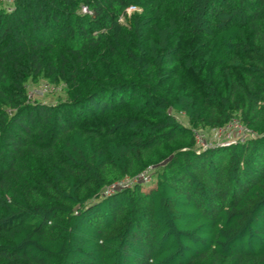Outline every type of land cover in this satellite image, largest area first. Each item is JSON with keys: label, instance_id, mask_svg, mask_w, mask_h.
<instances>
[{"label": "trees", "instance_id": "16d2710c", "mask_svg": "<svg viewBox=\"0 0 264 264\" xmlns=\"http://www.w3.org/2000/svg\"><path fill=\"white\" fill-rule=\"evenodd\" d=\"M8 5L0 264H264V0ZM232 121L250 138L199 148Z\"/></svg>", "mask_w": 264, "mask_h": 264}, {"label": "rangeland", "instance_id": "374dc122", "mask_svg": "<svg viewBox=\"0 0 264 264\" xmlns=\"http://www.w3.org/2000/svg\"><path fill=\"white\" fill-rule=\"evenodd\" d=\"M8 3V1L4 2L5 6L9 7ZM139 11H142V9H139ZM27 89L33 101L45 104H55L59 99H65L66 97V86L63 83L54 86L49 84L48 81L42 77H38L35 81L30 80L27 84ZM175 116L182 124L189 125L188 118L184 114L175 113ZM197 134L206 141L208 147L226 145L239 139L250 138L249 134L235 131L233 127H226L223 130L198 129ZM153 171L154 170L151 168L146 171V174L152 177ZM139 182L146 184L144 179H140ZM154 183L155 180L152 179V182L147 184L148 186L145 185L144 188L149 189Z\"/></svg>", "mask_w": 264, "mask_h": 264}, {"label": "built area", "instance_id": "2783aa9c", "mask_svg": "<svg viewBox=\"0 0 264 264\" xmlns=\"http://www.w3.org/2000/svg\"><path fill=\"white\" fill-rule=\"evenodd\" d=\"M2 2H10L11 0H1ZM8 9H10V7H8ZM138 10V8L136 7H130L129 10H128V13H132L133 11H136ZM227 128L230 127V128H234L235 131H238L240 133H245V134H250V132L248 131L247 128H245L239 121H232L231 123H229L227 126ZM226 127L222 128V129H217V130H223L225 129ZM196 139H197V143H198V146L200 149H206L208 146L206 144V141L201 137L199 136L197 133H196ZM140 179H144L146 181V184H150L152 182V177L151 176H148L145 173H143L142 175H140L138 178L134 179V180H130V179H126L120 183H118L116 185V187H121V186H125V185H130L131 183L135 182V181H140ZM114 186H111L108 190H111L113 189Z\"/></svg>", "mask_w": 264, "mask_h": 264}]
</instances>
